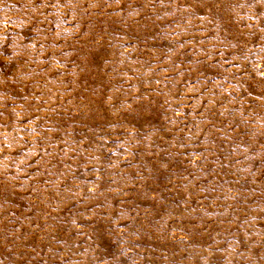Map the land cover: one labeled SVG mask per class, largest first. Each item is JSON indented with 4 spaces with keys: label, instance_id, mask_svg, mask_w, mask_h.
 I'll use <instances>...</instances> for the list:
<instances>
[{
    "label": "rangeland",
    "instance_id": "obj_1",
    "mask_svg": "<svg viewBox=\"0 0 264 264\" xmlns=\"http://www.w3.org/2000/svg\"><path fill=\"white\" fill-rule=\"evenodd\" d=\"M0 264H264V0H0Z\"/></svg>",
    "mask_w": 264,
    "mask_h": 264
}]
</instances>
